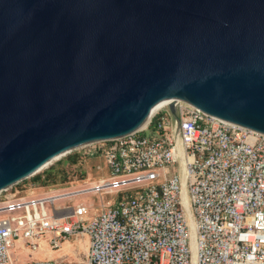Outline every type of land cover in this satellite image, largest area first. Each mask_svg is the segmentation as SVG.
Segmentation results:
<instances>
[{
    "label": "water",
    "instance_id": "obj_1",
    "mask_svg": "<svg viewBox=\"0 0 264 264\" xmlns=\"http://www.w3.org/2000/svg\"><path fill=\"white\" fill-rule=\"evenodd\" d=\"M179 99L264 132V0H0V191Z\"/></svg>",
    "mask_w": 264,
    "mask_h": 264
},
{
    "label": "built area",
    "instance_id": "obj_2",
    "mask_svg": "<svg viewBox=\"0 0 264 264\" xmlns=\"http://www.w3.org/2000/svg\"><path fill=\"white\" fill-rule=\"evenodd\" d=\"M178 114L166 104L135 132L69 152L104 158L109 175L92 186L33 195L40 187L23 180L1 190L0 264H264V132L184 99ZM90 190L116 198L100 209L57 203ZM76 235L88 237L85 258L12 254L18 244L58 251Z\"/></svg>",
    "mask_w": 264,
    "mask_h": 264
},
{
    "label": "rangeland",
    "instance_id": "obj_3",
    "mask_svg": "<svg viewBox=\"0 0 264 264\" xmlns=\"http://www.w3.org/2000/svg\"><path fill=\"white\" fill-rule=\"evenodd\" d=\"M66 156V155H65ZM63 156L59 160H55L54 166L58 165H68V161L66 160V157ZM61 160V161H60ZM52 164V163H51ZM98 165H101L100 168H98ZM74 170L77 172H85L87 174L86 180H78L77 177H74V182L66 184V185H58V186H39V189L34 190L33 195H43L45 192L49 193H55L57 191H70L74 190L76 188L80 187H86V186H92L93 181H97L98 179L102 177H108L109 175V169L108 166L104 160L103 157L100 156H94L91 158H87L84 161V164L79 167L76 166ZM141 185L140 183L130 184L127 187H133ZM25 195H32L31 192L25 193ZM116 198L115 193H109V192H94L92 190L81 193L75 197H64L58 200L57 203L61 205H75L79 202H85L90 204L94 208L100 209L104 203H106L108 200H114ZM87 242L88 237L87 235H76L72 238L70 244V247H67L66 244H64L63 251L59 252L54 251V255H52L53 252L45 253L43 251H38L35 253L26 251L24 249L20 248V245L12 248V254L15 258L18 259V261L28 260L32 257H44V256H52L54 259L57 260H77L79 258H85L86 256V248H87Z\"/></svg>",
    "mask_w": 264,
    "mask_h": 264
},
{
    "label": "trees",
    "instance_id": "obj_4",
    "mask_svg": "<svg viewBox=\"0 0 264 264\" xmlns=\"http://www.w3.org/2000/svg\"><path fill=\"white\" fill-rule=\"evenodd\" d=\"M65 157L68 161V165L65 166L62 164L54 166V163H52L43 171L38 172L31 178L24 180L23 183L32 182L38 186H46L48 188L50 186L66 185L72 183L74 182L73 180L75 176L78 180H86L88 177L87 174L83 171L76 172L74 168L76 166L81 167L87 157H83L74 152L67 154ZM23 183L21 184L23 185Z\"/></svg>",
    "mask_w": 264,
    "mask_h": 264
},
{
    "label": "bare ground",
    "instance_id": "obj_5",
    "mask_svg": "<svg viewBox=\"0 0 264 264\" xmlns=\"http://www.w3.org/2000/svg\"><path fill=\"white\" fill-rule=\"evenodd\" d=\"M164 104H166V102L160 104L156 109H158L159 107H161V106L164 105ZM156 109H155V110H156ZM57 192H67V191H57ZM66 246H67V247H70L71 244H70V243H67Z\"/></svg>",
    "mask_w": 264,
    "mask_h": 264
},
{
    "label": "crops",
    "instance_id": "obj_6",
    "mask_svg": "<svg viewBox=\"0 0 264 264\" xmlns=\"http://www.w3.org/2000/svg\"><path fill=\"white\" fill-rule=\"evenodd\" d=\"M87 245H88V242H87ZM63 248H64V246H63ZM63 248L59 252L63 251ZM54 253H56V252H53L52 255H54Z\"/></svg>",
    "mask_w": 264,
    "mask_h": 264
}]
</instances>
